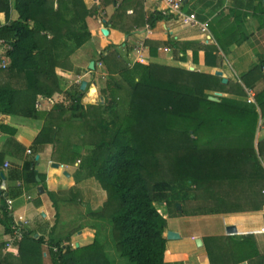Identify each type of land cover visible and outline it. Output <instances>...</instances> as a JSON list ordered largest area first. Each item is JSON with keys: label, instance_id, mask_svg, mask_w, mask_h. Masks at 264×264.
Wrapping results in <instances>:
<instances>
[{"label": "trees", "instance_id": "obj_1", "mask_svg": "<svg viewBox=\"0 0 264 264\" xmlns=\"http://www.w3.org/2000/svg\"><path fill=\"white\" fill-rule=\"evenodd\" d=\"M13 10L18 16L15 20H11ZM0 13L7 21L0 24V39L10 46L7 55L11 60L3 72L8 83L0 86V113L29 119L47 116L34 148L53 145L55 162L77 167L76 182L94 179L100 184L107 201L88 216L109 224L121 258L130 264H165L168 223L160 208L170 216H189L187 210H175L176 203H187L191 193L205 194L211 206L204 213L227 215L264 209V138L255 149L258 124L264 121V89L255 94L250 106L236 98L209 99L212 92L247 97V90L264 81V58L241 78L243 84H225L220 76L180 68L152 63L130 67L111 45L95 61V69L98 64L105 66L110 77L104 90L109 93L105 104L95 86L82 90L77 85L66 94L68 108L62 102L45 113L37 109L38 99L62 93L57 71H69L70 54L91 39L86 20L97 15L98 8L89 9L84 0H0ZM255 13L264 16V0H259ZM138 17L136 12L134 18ZM163 19L162 14H153L147 24L153 28ZM245 19L246 14L234 11L222 16L216 29L209 24L217 47L205 49L206 63L212 58L215 64V52L220 49L227 52L228 46L246 41L248 36L240 29ZM134 25L139 26L137 20ZM134 25L120 31L131 35ZM262 27L264 22H260ZM168 45L186 61L187 44L174 41ZM158 47L150 43L152 55ZM198 53L193 51L194 60ZM125 90L131 103L130 121H120L116 111L120 105L117 93ZM87 95L86 102L92 104L85 108ZM108 108L110 121L105 118ZM74 126L84 146H91L83 154L74 151L72 135L67 132ZM152 143L156 147L161 144L160 150L150 148ZM36 165L34 153L21 170L10 171L9 179L46 190V177L37 172ZM3 177L0 174V182ZM21 193L19 188L7 195L14 199ZM49 196L58 215L55 195ZM3 216L0 222L11 234L13 216L8 210ZM97 231L91 244L63 248L64 243L51 235L46 240L35 230H25L18 256L5 255L0 264H44V246L51 264H113L102 241L105 234L101 228ZM203 242L211 264H264V253L254 235L208 236Z\"/></svg>", "mask_w": 264, "mask_h": 264}, {"label": "crops", "instance_id": "obj_2", "mask_svg": "<svg viewBox=\"0 0 264 264\" xmlns=\"http://www.w3.org/2000/svg\"><path fill=\"white\" fill-rule=\"evenodd\" d=\"M84 1L89 9L98 8V14L86 20L87 30L91 34V42L88 45H91L98 55L112 45L116 49H121L125 54L124 57L129 60L132 58L133 53L131 51H133L135 45L145 39L149 49V64L217 75L222 79H226L227 82L232 81L240 84H243L241 78L259 63L260 58H264V27L260 28V22H264V16L255 13L259 0H184L186 13H196L200 22H209L211 26H215V29V23L220 21L222 16L234 11L246 14V19L241 22L240 29L242 34L247 35L248 38L241 45L232 44L228 46L227 52L222 49L217 53L215 52L218 57L215 64L212 58H209V64L206 63L205 53L207 47H217L213 31L210 30L213 42H205L204 37L197 29L182 26L173 16H165L163 14L164 4L152 0L126 2L124 0ZM136 12L139 15L138 18H134ZM153 14H162L165 19L157 22L151 28L149 36L146 31L147 21ZM17 17V12L13 10L11 20H15ZM136 20L139 26L134 25ZM5 23H7L6 16L0 13V24L4 25ZM133 25L136 27L131 35L120 31V29H129ZM104 30L109 31L108 35L104 34ZM216 31L219 34L221 33L219 29ZM174 41L187 44L186 61H181L180 57L183 55L176 53L175 49L168 45L169 42ZM150 43L159 45L156 55L151 54ZM127 49H130V52ZM82 50L80 49V51ZM194 50L199 51L197 60H194ZM77 53L70 59L71 69L69 71L60 69L57 71L60 81L63 79L64 82L66 80L72 82V84H77L82 79L81 69L83 63L80 56L82 53ZM86 59H89L88 66L91 62H95L94 59ZM6 82L8 83L4 79L3 72H1L0 86L6 84ZM91 83L88 82V87L91 86L90 89L92 90L95 86L100 93L98 82L93 81L92 78ZM263 89L264 81L257 84L254 89L247 90V99L249 98V92L254 94V100L255 94ZM62 94H64L63 90L62 93H58L51 98L45 100L42 98V101L40 100V111L49 113L54 110L59 103H62ZM210 94L217 99V102L221 98L240 99V97L223 93H220L221 95H217L215 92ZM46 118L47 116L29 119L20 114L5 115L0 113V174L4 176L0 182V218H4L3 213L5 210L10 211L6 203V197H9L7 194L10 191H18L20 188L21 195L14 199L9 198L13 200V208L10 211L13 220L22 228L35 230L37 236L44 235L46 240L51 235L57 241H62L64 244H74L78 247L91 244L98 228H101V233L105 234V237L102 235V241L109 255V247H112V244L114 245L109 224L106 221L88 217V212L103 208L107 201L104 199L106 197L105 191L94 179L76 182L77 167L55 162L52 158L53 145L47 144L34 148V141L43 129L44 124H46ZM263 138L264 123L258 126L256 140L259 142ZM32 151L35 153L37 160V172L46 177V190L40 185L9 179L10 171L15 168L21 170L26 160L33 156ZM6 164L9 167H5ZM54 164H58L59 167ZM3 182L6 183L8 188L5 193L1 190ZM49 193L54 194L58 202V215ZM101 193L105 195L102 203ZM83 201L88 203L84 206L86 210L84 212L81 210V206H83L81 202ZM165 218L168 223L164 234L165 238L167 239V233L170 231L180 235L179 239H167L165 264H211L203 238L229 236L227 234L228 227L236 228L238 234L233 236L254 235L258 249L264 253V209L253 213L199 217L170 216L166 214ZM216 221H219L218 228H215ZM195 223L198 226H193ZM200 224L202 226H199ZM4 225L0 222V258L8 254L17 257L19 244L11 251L5 249V243L11 234L6 232ZM105 225L107 226L104 229ZM198 239L202 240V246H198ZM47 251L48 248L44 246V264H51ZM240 264H248V262Z\"/></svg>", "mask_w": 264, "mask_h": 264}, {"label": "rangeland", "instance_id": "obj_3", "mask_svg": "<svg viewBox=\"0 0 264 264\" xmlns=\"http://www.w3.org/2000/svg\"><path fill=\"white\" fill-rule=\"evenodd\" d=\"M13 20V19H12ZM91 40V39H90ZM87 41L85 43V45H83L80 49H83L82 51H80V49H77L76 51H74L72 54H70V59L73 58L74 55L78 54L77 52L79 53H82L80 56H81V62L83 63V68L81 69V75L83 77H81V81L82 82H90L91 83V80L93 78V81H96L98 82V84L100 85V94H99V99L101 100V103L102 104H105L104 103V98L105 97H108L109 96V93L107 92H104V90H106L107 88V83L110 82V77H109V74L105 72V66H102L101 64H98V68L95 69V70H90L89 66H88V60L86 58H90V59H94L95 61H99L100 59V55L96 54V52L93 50V47L91 45H88L91 41ZM122 57V62L127 65L129 64L130 60H128V58L124 57L125 54H123V51H121V49H117ZM103 52V51H102ZM66 54L65 52H62L61 55H64ZM86 54V55H85ZM83 56V57H82ZM90 76V77H88ZM93 76V77H92ZM62 83H61V88L62 90L64 91V94H62V98H63V103L64 105H66L65 107H69L70 105V100L68 98V96H66V94L70 93L73 88L77 85H81L82 83H77V84H72V82H68L63 79H61ZM92 84V83H91ZM126 87V86H125ZM89 88H91V86H89ZM118 96H117V99L119 100L120 102V105L119 107L116 109L117 113H118V116L120 118V121H126L124 120L125 118H127L129 121H130V117L132 115V112H131V103H130V100L129 98L127 97V91H123V92H119L117 93ZM89 95V94H88ZM88 95L86 96V98L88 97ZM98 99V101H99ZM103 100V101H102ZM240 102H243L247 105H253L255 102H252L249 100V98L247 99V97L245 98H240L239 99ZM96 103V102H95ZM83 104H84V107L87 108L88 107V102L85 101V99L83 100ZM114 108V107H113ZM105 118L107 121H110L111 118H112V112L111 110L108 108L106 111H105ZM68 116H70V114H68ZM262 122L264 121H259V125L263 124ZM76 124V127H77V122H75ZM79 126V124H78ZM74 126V128H69L67 130L68 133H70L72 135V144H73V149L74 151L78 152V153H84L85 151L89 150L91 148L90 145L88 146H84V142L83 140L80 138V131L78 130V128H76ZM257 140L255 142V149L257 151ZM148 146L150 148H154L155 150H160V147H161V144L157 143V147L155 145V143H152V144H148ZM162 158V156L160 157ZM101 187V186H100ZM103 190V189H102ZM192 190H195L194 186L192 187ZM100 192V191H99ZM106 193V192H105ZM102 195V193H101ZM205 194L203 192H199V193H191L189 196H190V199L187 201V203H176V204H179L177 205L176 207V210H175V213H182L184 210H187L188 212L191 213V215L189 216H213V215H222V214H210V213H204L203 211H205V209L207 210V208H209L211 206V204L206 201V198L204 196ZM105 197V195H102L101 196V203L103 201V198ZM107 200V193H106V197L104 198ZM98 201V200H97ZM88 203H86V201H83L82 202V205L81 206V210L82 212H84L85 210V205H87ZM86 211V210H85ZM160 211L163 212V214L166 215V209H162L160 208ZM79 214V213H78ZM239 214V213H238ZM89 217V216H88ZM73 218V217H72ZM107 225L104 226V229L106 228ZM193 226H198L196 223L193 224ZM199 226H202V224H200ZM214 227V226H213ZM212 227V228H213ZM219 227V221H216V226L215 228H218ZM74 233V232H73ZM113 241V240H112ZM114 243V242H113ZM75 247H77L75 245ZM109 255H110V259L112 261L113 264H130L126 259H123L119 256L116 248H115V245L112 244V247L110 246L109 247Z\"/></svg>", "mask_w": 264, "mask_h": 264}, {"label": "built area", "instance_id": "obj_4", "mask_svg": "<svg viewBox=\"0 0 264 264\" xmlns=\"http://www.w3.org/2000/svg\"><path fill=\"white\" fill-rule=\"evenodd\" d=\"M160 4H164L165 8L163 10V14L165 16H173L174 19L178 23H180L182 26L197 29L200 34L204 37L205 42L210 43L213 42V37L210 32V26L209 22H200L198 19V16L196 13H186L184 10L185 7V1L184 0H152ZM7 24V23H5ZM4 24V25H5ZM147 34L150 36L151 34V28L149 25L146 28ZM10 49V46L8 43L0 39V73L6 71L10 64L11 60L7 55V51ZM148 47L146 45V40L143 39L135 47L133 48V55L132 58L128 64V66L133 67L135 64H142V65H149V55H148ZM79 83H82L81 80H79ZM254 94L252 92H249V100L254 102L253 100ZM47 99L44 97H40L38 99V102L36 104V107L38 110L41 109L40 100L42 101ZM31 153V152H29ZM5 167H9L8 164L5 165ZM1 190L2 192H7L8 188L5 182L1 184ZM6 203L8 206V209L11 211L13 208V200L9 197H6ZM162 213V211H159ZM25 229L21 227L18 223H14L12 226V233L8 239V241L5 243V249L6 251H11L18 245V243L22 240L24 236ZM69 244H64L63 248L68 246ZM71 246L75 247L74 244H70ZM54 251H57V248H54Z\"/></svg>", "mask_w": 264, "mask_h": 264}, {"label": "water", "instance_id": "obj_5", "mask_svg": "<svg viewBox=\"0 0 264 264\" xmlns=\"http://www.w3.org/2000/svg\"><path fill=\"white\" fill-rule=\"evenodd\" d=\"M108 30H104V34L105 35H108ZM89 68H90V70H95V62H91L90 63V66H89ZM223 83H227V80L226 79H223ZM88 86V83L87 82H82V84H81V89L82 90H85L86 89V87ZM217 95H221L220 93H217ZM209 99L211 100V101H217V99L216 98H214V97H209ZM103 101V100H102ZM103 103V102H102ZM56 167H59V165L58 164H54ZM41 192H42V190H40ZM177 205H179V204H177ZM227 234L229 235V236H233V235H237L238 233H237V230H236V228L235 227H228L227 228ZM167 239L168 240H175V239H179L180 238V235L179 234H177V233H175V232H172V231H170V232H168L167 233ZM197 244H198V246H202V240L201 239H198L197 240ZM78 247V246H77Z\"/></svg>", "mask_w": 264, "mask_h": 264}]
</instances>
